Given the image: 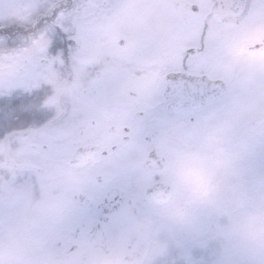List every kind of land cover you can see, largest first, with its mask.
Returning a JSON list of instances; mask_svg holds the SVG:
<instances>
[{"label": "rangeland", "instance_id": "obj_1", "mask_svg": "<svg viewBox=\"0 0 264 264\" xmlns=\"http://www.w3.org/2000/svg\"><path fill=\"white\" fill-rule=\"evenodd\" d=\"M58 1L0 0V25L19 21L24 26H35L33 32L24 28L19 37L14 36L13 49L6 38H0V108L9 114H12L9 108L18 107L13 104L17 102L15 94L26 90L30 82L26 72L33 62L47 71L46 75L51 76L48 79L57 84V91L66 90L72 70L63 67L62 57L66 54L58 41L66 38L71 41L68 48L77 61L75 66L81 79L78 85L87 76L85 64L99 61L104 51H120V39L130 43L129 48L118 52L123 55L118 62L122 85L131 82L124 78L126 70H133L129 72L132 77L142 61L152 60L150 69L159 73L166 64L178 61L184 47L194 43L185 40L183 32L188 22L196 18L191 5L198 0H76L74 4L69 3L67 10L53 15ZM208 12L207 7L200 18L204 19ZM42 20L46 24H40ZM209 23L213 27L210 40L214 46V31H219L220 26L212 18ZM218 40L221 44V39ZM139 48L149 49V57L130 61L133 60L130 52ZM50 57L56 62L44 68L42 60ZM213 57V52L206 55L196 68H203ZM28 58L30 62L26 63ZM163 75H159V81ZM36 77L35 82L39 80ZM225 134L231 137L233 132L227 130L221 137L227 138ZM260 135L252 138L250 132L249 144L240 148L230 142L216 145L209 140L214 136L205 132V128L187 132L188 145L170 149L173 157L168 171L170 179L176 182V190L172 201L163 207L152 206L145 198V187L155 176L147 171L145 161L138 156L141 146L133 145L130 154L124 155L116 165L98 164L77 172L68 166L65 148L55 163L29 164L27 147L13 141L8 147L1 137L0 246L12 244L19 236L26 240L30 235L25 232L24 217L14 214L29 203L23 194L29 192V181L35 178L37 187L42 189L54 191L56 186L70 187L99 192L101 199L109 188L120 186L130 192L128 198L139 203L144 216L141 222L144 238L140 239V227L135 235L130 231L118 242L119 254L112 259H93L88 264H264V111ZM200 139L203 141L191 155L189 145H195ZM98 169L105 174L104 183L94 180ZM25 213V216L34 214L33 227L46 241L54 236L64 237L66 230L77 224L76 218L64 219L60 210L26 209ZM125 220L122 224L126 228L134 224L133 218ZM53 245L50 242L45 247L53 249ZM134 248V258L128 259L126 253ZM52 252L48 256L42 254L36 262L57 263L55 251ZM12 256L10 251L3 250L0 264H34L29 256L17 261L11 260ZM71 261L78 264L80 258L73 256Z\"/></svg>", "mask_w": 264, "mask_h": 264}, {"label": "flooded vegetation", "instance_id": "obj_2", "mask_svg": "<svg viewBox=\"0 0 264 264\" xmlns=\"http://www.w3.org/2000/svg\"><path fill=\"white\" fill-rule=\"evenodd\" d=\"M213 3L219 5L222 0H208V5L198 0L191 5V8L195 4L201 5V14L208 7L205 18L210 14L220 26L219 31H214L218 44H214L215 57L203 68L197 66V75L206 79L203 83L196 82L194 96L186 92L176 101L173 94L166 93L165 76L158 80L159 75L164 73L163 69L159 73L151 70L152 60L142 61V66L135 70L132 77L129 72L133 70H126L124 78L131 82L122 85L118 62L123 55L118 52L130 47L126 39L124 45L119 44L122 47L120 51H104L99 61L85 64L88 73L81 85H78L81 79L75 66L77 61L69 54L72 71L65 91H57L58 86L48 79L51 76L46 75L47 71L33 62L26 72L30 80L26 90L15 94L17 102L13 104L18 107L14 110L9 108L12 117L19 115L20 118L5 125V144L9 147L13 141L16 145L27 147V156L31 159L29 164L55 163L65 148L68 151L66 162L71 170L77 172L98 164L116 165L124 155L130 154L133 145L141 146L138 156L145 161L147 171L155 176L145 187V198L152 206H166L153 204L147 192L151 187L166 185H171L175 192L176 182L170 179L168 171L173 157L170 149H182L188 145L187 132L205 128V132L214 136L209 140L216 145L230 142L237 143L240 148L249 144L250 132L252 138L261 136L264 94L258 91V82L260 66H264V0H252L248 18L239 23L235 16L214 8ZM225 17L227 22L221 26L219 22ZM148 51L145 48L132 50L129 55L133 60H129L148 58ZM54 60L43 59V67L54 64ZM25 61L30 62V58ZM201 61L198 60L197 65ZM25 68L21 66V69ZM36 75L39 78L37 82ZM219 80L225 81L226 91L218 84ZM186 94L191 97L187 98ZM207 112L208 117L205 116ZM203 123L205 126H202ZM227 130L233 135L228 137L225 134L227 138H222V133ZM202 141L200 139L195 145H189L191 155ZM152 155L158 160V168L148 164ZM89 158L85 167L73 165L77 159L85 162ZM33 168L37 169L36 166ZM94 180L104 183L105 174L98 169ZM29 185V192L23 194L29 203L25 209H18L14 216L24 217L25 232L30 235L26 240L19 236L12 244L0 246L1 253L8 250L13 254V261L29 256L34 264H38L36 261L42 254L48 256L55 251L57 263L53 264H77L71 261L73 256L80 258L78 264H88L93 259H112L119 254L121 247L118 242L130 231L135 235L140 232L137 231L140 227V239L145 236L140 205L128 198L130 192L120 186L109 188L101 199L99 192L70 187L56 186L54 191L42 189L37 187L35 178L30 179ZM103 189L100 187V190ZM26 209H33L34 212L60 210L64 219L76 218L77 224L69 227L64 237L42 240L33 227L34 214L25 216ZM132 218L134 224L126 228L122 223ZM50 242H54L53 249L45 247ZM134 254L135 248L125 256L132 259Z\"/></svg>", "mask_w": 264, "mask_h": 264}, {"label": "snow or ice", "instance_id": "obj_3", "mask_svg": "<svg viewBox=\"0 0 264 264\" xmlns=\"http://www.w3.org/2000/svg\"><path fill=\"white\" fill-rule=\"evenodd\" d=\"M206 2V0H205ZM214 8L225 10L228 14L237 18V23L246 20L252 9V0H222V3L216 5L213 3ZM193 13L196 18L188 22L184 32L183 38L188 41H193L190 46H186L182 50L178 61L166 64L163 68L165 76V91H168V85H171V90L177 96L182 98L187 89L195 88L196 82L203 83L206 79L203 75H197V62L206 55H211L214 51V46L211 43L210 36L213 31L212 25L209 23L211 15L207 18L201 19V5H193ZM227 22V17L222 19L219 23L222 26ZM7 30H0V34L6 33ZM71 44L61 42L60 47L66 48ZM259 50V46H257ZM260 78L258 82V91L264 94V66H260ZM20 116L12 117L4 109L0 108V127L5 126L14 119H19Z\"/></svg>", "mask_w": 264, "mask_h": 264}, {"label": "trees", "instance_id": "obj_4", "mask_svg": "<svg viewBox=\"0 0 264 264\" xmlns=\"http://www.w3.org/2000/svg\"><path fill=\"white\" fill-rule=\"evenodd\" d=\"M74 2H76V0H59L58 4L55 7L56 8L55 11H53V15L57 14L60 11L67 10L69 8V3H73L74 4ZM38 24H39V22H38ZM40 24H46L45 20H42ZM24 28H28L27 30L33 32L35 26H34V24H31L30 26H24L19 21H16V22H13V23H9V24H6V25H0V30H5V29L7 30L6 33L0 34V38H6L7 39V43L10 44L11 49H13V47H14L13 45H15V44L12 43L14 36L19 37L20 36L19 33ZM61 31H63V30H61ZM63 35H64V37L67 36L66 33H63ZM68 41H70V40L68 38H66L65 41H58L56 43L60 47L61 42L67 44ZM61 51L66 54V55L63 56V58H64V62L68 66L69 65V59H68L69 48L68 47L62 48ZM3 131H4V127L2 126V127H0V134H2Z\"/></svg>", "mask_w": 264, "mask_h": 264}, {"label": "water", "instance_id": "obj_5", "mask_svg": "<svg viewBox=\"0 0 264 264\" xmlns=\"http://www.w3.org/2000/svg\"><path fill=\"white\" fill-rule=\"evenodd\" d=\"M124 43H125L124 40H120V44H124ZM218 84L222 85L224 88V91H226V87H224L226 85L225 81L219 80ZM171 87H172L171 85L168 86L169 90L166 91V93L173 94L175 96L176 101H178L179 98H177V96L173 93V91L171 90ZM186 92H190V94H192V96H194V94H195L194 88H189V89H187ZM186 97L188 98L191 96L186 94ZM90 158L87 159V161H85V162H81V161H79V159H77V161L73 162V165L77 166V167L86 166L89 163ZM148 164L154 168H158V166H159L158 160L153 155L150 157ZM147 195L151 200H153L154 203L165 204L171 200L172 188H171V186H155V187H152L148 190Z\"/></svg>", "mask_w": 264, "mask_h": 264}]
</instances>
